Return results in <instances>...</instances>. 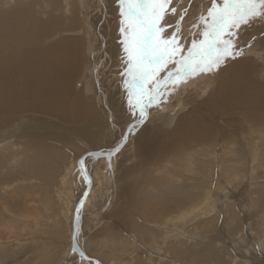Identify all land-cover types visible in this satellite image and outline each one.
Listing matches in <instances>:
<instances>
[{"label": "bare ground", "instance_id": "bare-ground-1", "mask_svg": "<svg viewBox=\"0 0 264 264\" xmlns=\"http://www.w3.org/2000/svg\"><path fill=\"white\" fill-rule=\"evenodd\" d=\"M173 5L177 6L179 10L180 8L189 6V0H173ZM208 6L209 0H191L189 15L185 17L183 22L185 37H188L189 27L195 20L196 16ZM98 8L99 11L103 10L106 14L104 16H101L102 14H100L102 18L104 17V22H108L105 19L109 20L108 18H112V20L119 23V8L116 0H0V171H2L1 168L5 161H7L10 166L12 164H18V166H16L19 179V181L16 182H19L18 185L21 187L25 184L24 182L31 183L33 181L35 183H33L34 186L31 187L34 188L32 193L26 190L24 191L26 197L25 200L30 202L22 204L21 209L19 208L20 210L17 212L18 214H16L17 218H15L16 216L11 218V215L15 213H12L11 211L8 212V207H4L0 203V223H2L0 230L4 229L5 231V229L8 228L7 226H16L19 227L22 232L23 230L27 232L30 229H28L29 226H35L36 229L45 231L49 227L53 229L54 232L51 233L52 236L50 238H47V240L44 241L48 247H44L45 249L43 251H38V246L34 248L31 247L32 249L30 252L32 251L34 253V250L36 249V252H38L39 255V258L38 256L35 258L30 257L31 260L36 262V264H47L49 259H52L49 264H89V260H85L81 258L78 253H73L71 251L73 245V224L76 219L75 208L78 201L85 195L86 198L83 202V206H79L81 213L80 234L78 238L79 246L86 256L97 261L91 260V264H107L102 258L95 256L94 254L89 255L86 251L87 247L85 248V242L91 236L92 231L99 229V209L102 210L101 208L103 204H105L109 198H111L109 200L113 199V196L110 195V189L113 187L112 175H115L113 172L117 171L116 174L119 175L118 180H114L115 182H118L117 191L123 188L119 183L122 182L125 187L126 200L130 203L132 207L131 209L137 211L136 213L140 216L146 214V218L150 219L158 213V207H156L154 203L153 206L151 205L154 210L150 209V204L148 205L146 204L147 201H144L147 197L144 198V196L148 195L147 191L150 188L152 190L154 187L153 185L147 184L149 183L146 181V177L148 178V175L146 174L147 167L156 163L160 164V161L162 160L165 162L166 160L164 158L171 162L187 160L185 163L191 165L192 163L190 161L192 158H189V156H192L194 160L198 162L201 161V159L203 160V157L205 158V156H208L210 159L209 162H213L214 164L213 167H217L216 172H218V179L226 178L228 181L226 180L220 185L221 180H219L214 187H210L209 185L210 188L206 187L207 193L200 194V196H190L191 193L194 195L196 189L195 191L192 189L191 193L185 192L182 196L179 194L180 197L177 200H184L187 204L182 205V202L180 203V201L176 203L178 205L176 206V215L174 216L172 214L173 216L170 215L168 217L176 220V222L182 221L181 224H177L180 227V230H177L178 228L176 227H174L176 230L174 228L172 230V228L169 227L168 229L164 224L163 229L162 227H159V224L156 225L157 222L155 227L158 226V230L162 229L158 239L154 238L156 237L154 226V229L149 227V225V229L142 227L143 233H139V239H143L142 235L144 234H147L146 236L148 239L152 237L153 239L151 241L148 240L149 242H152L150 245L153 246V248L158 249L160 252H158V256L156 255L157 258L155 257L157 260L156 262L154 261L155 263H152V259L154 258L153 252L150 253L151 259L148 258V261L150 259L151 264H165L163 260H166L167 257L164 258V255L162 254L163 252H166L165 254L170 252L179 253V248H182V246L187 244L185 239L187 242H190V238H187V235L185 234V231L187 230L184 231L186 236L183 235V231H181L184 228L187 229L186 225H189V223L191 225L192 222L197 220L196 218L200 217L198 220L200 221V219H202V222H194V226L192 224L193 227L188 226L189 228H193L194 232L196 234L198 233L197 236L199 237V234H203L204 232L207 233V231L209 232V229H211V225L214 222L216 223L219 219L221 221V218L218 217L219 213L217 212V216L213 217L212 215L211 217V210L213 209V206H211L213 199H211V197L215 191V187L216 190L223 188L224 190L228 189L231 195L233 193L236 194V190L233 191L230 189L231 187L229 188V183L236 185L237 181L238 184L243 182L241 167L245 166L246 160L248 161V167H251L253 175L257 173L259 168L264 166V25L257 23L249 29L244 40L247 41L250 46L244 47L242 57H237L235 61L230 62L226 68L215 75L201 74L189 78L186 83H182L167 94L162 103L151 106L148 110L149 117L145 124L139 126V128L129 136L120 152L116 153L111 158V161H109L107 152L119 142L121 132L118 131V136L115 137V141L112 144H107L113 139H110V136L115 125L113 124V114L111 115L108 110V107L111 105L109 106L108 104V107L106 105L108 102L106 100V97L108 96L105 97L107 88L104 89L103 92H101L103 88L101 90L98 89L97 91L100 93L99 97L100 95L101 97L97 98L98 93L96 92V86L98 87V85H96V80H98V78L96 79L97 70L95 67L97 60L105 57L106 52V56L114 62V67H116L114 70L117 71L118 74L117 80L113 82L115 85L117 84V87L115 88L118 89L116 90L114 88L116 92L113 91V93L115 92L118 96L115 94L111 99L115 101L116 104L114 105L115 107L116 105L119 107L121 114L123 111L122 109L125 110L121 118L124 116L126 117L127 105L126 103L122 104V101L124 100V89L122 78L120 77L123 68L122 46L120 43H117L118 40L117 42L115 41L117 35L108 38L112 31L107 28L108 26L106 27L105 25L98 23L97 28H94L95 21L100 18V16L98 17L99 14L97 13L98 15H96L95 13ZM82 10L84 13L83 17L80 12ZM100 13L103 12L100 11ZM109 24L111 26V23ZM113 26L114 25H112V27ZM101 27H103V29ZM83 32L87 33L90 37V42H88L90 43L89 48H87V45L85 47L83 46L82 40L87 38L86 36L82 37L83 35H81V33ZM251 37H255V39L253 40ZM101 39L102 42H104L100 49L101 51L99 52L98 41H101ZM118 39L120 42V38ZM185 42L187 43V40ZM96 51L99 52L98 57H94ZM115 52L119 53H116L117 55H115ZM88 54L92 55L91 57L93 58V61L95 60V64L92 63V65H89L92 66L90 72H88L89 75H87L86 69L89 67V62L91 63L92 61H88ZM108 57H106V60ZM104 63H107L105 62V59ZM102 65L101 68H104ZM82 76H86L84 81ZM82 81V85L86 83V92H88L91 97L85 95L82 88L83 86L81 88L76 87V84H79ZM110 89L111 87L109 88V91H111ZM92 96H94V98ZM109 109L111 110L112 108L110 107ZM36 114H40V116H35ZM167 116H170L172 120L168 119ZM154 121H161V128L158 127ZM126 126L127 125L125 124L122 129L126 128ZM116 127L118 126L116 125ZM147 128H152L154 130L153 136L148 134L146 130L150 129ZM237 136H239L241 140H238ZM83 137H91L90 141L96 146H90L89 148L86 147V149H83L82 152L71 161L69 154L73 151L77 152L80 150V146L74 143V140L71 138L78 140ZM100 138L101 140H104V143L107 145H99ZM100 152H103L104 154L99 156L90 155V153L94 154ZM171 152H174L172 156L169 155ZM4 155L5 157H3ZM84 155H87L84 158L87 174L81 171L79 163L80 158ZM136 157L140 158V160H136ZM141 158L146 159L147 164H144ZM68 161H70V166L64 168L63 164L68 163ZM129 161L133 162L132 166ZM136 161L139 162L138 165L134 164ZM173 166L175 169V164ZM185 167H187L185 168L187 171L188 168H190L187 165H185ZM133 169L137 170L134 172L135 174L138 172L137 174L139 176L138 178L136 177V180L134 179L135 181L131 180V170ZM162 170L164 173L165 169ZM186 170L185 172L187 173ZM192 171H195V169H192ZM148 173L150 175L151 171ZM206 173L209 174V172ZM153 174L154 173H152V177ZM166 174H168V172H166ZM1 175L0 172V179H2ZM87 175L91 178L90 185L88 184ZM170 177L172 178V175ZM153 178H150V180H153ZM181 178H184V176ZM185 178L188 179L187 177ZM253 178L256 177L253 176ZM262 178L263 179L261 180L253 179L248 183V186H253L255 182H260L258 185H254L256 187H253V190L247 189L253 195L252 199L257 203V207L261 205V202L264 199V176H262ZM28 179H30V181H27ZM52 181L53 184H51ZM175 181H177L178 184L180 178L177 177V180ZM155 183L159 184L160 182L158 183V181H155L154 185ZM166 183L168 182L166 181ZM166 183L165 185H167ZM202 184H204V182ZM156 186L158 187V185ZM162 186L160 185L159 187L160 191L163 189ZM17 188L19 187L17 186ZM165 188L168 189V187ZM124 189L122 191H124ZM168 190L164 191L163 189L162 194L167 196L163 199L160 198L166 203H168L167 199L171 195V192L169 193ZM240 192L244 191L241 190ZM238 193L239 192H237V194ZM34 195H37L38 199H36ZM11 196L14 195L11 194ZM234 197L236 196L229 197L231 198V201L227 202L223 209L228 220L226 221L227 223H224L225 225H223L226 227L228 234L237 228L235 226L238 224L240 225L241 223L243 224L244 222L242 217L245 215L241 216L237 211H240V209L242 211L245 208L248 210V208L251 207L250 205L249 207L247 206L248 203L245 204L250 200V196L248 197L249 200H242L244 204L240 201V209L236 206L237 203H233L237 200H232ZM30 198L32 199L30 200ZM160 199L159 203L161 201ZM118 200L110 211L111 213L109 212L110 217L113 214L116 216L120 213H128L126 206L129 203L126 205V202L122 203L118 202ZM34 201H38L39 204L34 205ZM205 203L208 208L204 207ZM262 203H264V201ZM43 204H45V207ZM214 212L215 211H213V213ZM60 213H63L70 219V243L69 247L62 252L60 259L56 261L53 260L52 257L55 256L54 258H57L59 254H54L51 249L49 250V246L59 238V236H56L58 229L56 228V225H58L59 221L57 220V216L59 217ZM195 213L197 214V217H192V219L189 218ZM254 213L258 215V211H254ZM109 214L107 213V215H105L108 216ZM250 214L252 213L250 212ZM205 216L209 217L211 220L210 223V220H207ZM247 217V219H250L251 216L248 215ZM23 218L27 219V221H21ZM131 219L132 220L130 222L127 221V223H131L133 229L141 228V220L139 221L136 217H131ZM170 219L165 221H170ZM159 220L153 219V221ZM257 221L259 226L264 228V214L261 222L260 218H258ZM24 224L28 225L24 226ZM165 224L168 226L169 222H165ZM251 227L250 229H252ZM4 231L0 236H2ZM107 231H104V234H106ZM220 234L222 233L220 232ZM193 235L194 234H192V236ZM211 235L210 237L215 238V235ZM239 235L240 234H238V236ZM261 236L264 237V232L263 234L261 233ZM251 237L253 240V236ZM254 237L256 238V236ZM262 237H257L258 241L263 239ZM42 238L44 239V237ZM32 239L34 238L32 237ZM263 241L264 239L261 242H257L261 245L259 247H264V245H262ZM145 243L146 242L143 244ZM225 243L226 246L227 244H233L232 239H230V242H228V240L225 241ZM236 243L237 244L232 248H235L239 253L236 255L231 248L237 257L233 258L230 264H254L251 257L257 258L258 254L255 255L254 253L257 251L252 252V256L248 254L250 246L251 248L254 246L251 245L253 243H251V239L243 240L240 243L236 241ZM128 244V242H125L124 247L121 248H128ZM209 245L210 243L207 247L208 250ZM151 246L148 248L151 249ZM184 249L187 251L188 248L184 247ZM191 249V253H194L195 249L193 250V247ZM254 249L255 248H253V250ZM114 251L115 249H112V252ZM121 251L124 253V249H121L120 252ZM200 251L204 250H201L200 248ZM241 251L243 252L241 253ZM187 252H189L188 254L192 258L190 255V248ZM203 253L201 255H203ZM260 253L262 252L260 251ZM194 254L197 255V252ZM241 254L245 255L246 258L242 260L240 257ZM205 258L216 260L215 264H229L224 258H219V254L213 249L210 253L209 251L207 252ZM174 259H177L176 256ZM116 264H124V261L123 263L122 260L120 263H117L116 261ZM191 264H195V262H192Z\"/></svg>", "mask_w": 264, "mask_h": 264}, {"label": "rangeland", "instance_id": "rangeland-1", "mask_svg": "<svg viewBox=\"0 0 264 264\" xmlns=\"http://www.w3.org/2000/svg\"><path fill=\"white\" fill-rule=\"evenodd\" d=\"M101 9V8H100ZM81 10V9H80ZM92 10V9H91ZM90 10V11H91ZM99 11V8L95 11V13H96V15H98V17L100 16V14H102L101 16H104V15H106L105 13H104V11L103 10H100L101 12H103V13H100V11ZM81 12V14H82V17H83V10L82 11H80ZM98 13V14H97ZM100 16V18L99 19H97L95 22V27L94 28H97V25H98V23H101V24H103V25H105L108 29H111L112 31H111V34H109V36H108V38H110V37H112V36H116V42H117V40H118V42L117 43H120L119 42V39L118 38H120L119 36H120V34H119V23L118 22H115L114 20H112V18H108L109 20H107V19H105L106 21H108L109 23H111V26H110V24L108 23V22H104V17L102 18ZM99 21V22H98ZM107 23V24H106ZM117 24V25H116ZM112 25H114L113 27H112ZM101 26V25H100ZM104 27V26H103ZM103 27H101L102 29H103ZM112 27V28H111ZM115 28V29H114ZM118 28V29H117ZM117 29V30H116ZM113 32H114V34H113ZM84 33V32H83ZM81 33V35H83L82 37H87V38H84V40H82V42H83V46L85 47L86 45H87V48H89L90 47V43H88V42H90V37H89V35L87 34V33ZM117 33V34H116ZM113 34V35H112ZM121 39V38H120ZM85 42V43H84ZM99 43V47H98V49H99V52L101 51L100 49H101V47H102V45H103V42H102V39H101V41L99 40L98 41ZM88 43V44H87ZM102 43V44H101ZM101 44V45H100ZM105 46V45H104ZM97 49V50H98ZM99 52L98 51H96V55L94 54V57L96 56V57H98V55H99ZM116 53H119V52H115V55H117ZM107 55V52L105 53V57H102V59L100 58V59H98V60H100V61H98L97 60V62H96V79L98 78V80H96L97 81V83H96V85H98V87L96 86V92L98 93L99 91H97L98 89L99 90H101L102 88V90H101V92H103L104 91V89H106L107 88V91H106V95H105V97L106 96H108V97H106V100L108 101L107 103H106V105H107V107H108V104H109V106L112 108L111 110L109 109L110 107H108V110L110 111V113H111V115L113 114V120H116V121H118L119 123L118 124H114L115 125V127L113 128V131H112V134H111V138L110 139H112V140H110L111 142H109V143H107V144H112L114 141H115V137L116 136H118L117 134L119 133L118 131H120L121 132V130H122V127H124V125L126 124L125 122H126V119H127V117H122L121 118V116L123 115V113H124V109H122L123 111H122V114H121V111H120V109H119V107L116 105V107H115V105L114 104H116L115 103V101L114 100H112L111 99V97L112 96H115V89L116 90H118L117 88H115V87H117V84L115 85V83H113L115 80H117V78H118V74H117V71H115L114 69L116 68V67H114V62L112 61V59H110L108 56H106ZM92 55L91 54H88V58H89V60L88 61H92L91 63L89 62V64H88V66L89 65H92V63L93 64H95L94 62H95V60L93 61V58L91 57ZM106 57H108L107 58V60L109 61H107L106 60ZM91 59V60H90ZM104 59H105V62H107V63H104ZM113 62H111V61ZM111 62V63H110ZM102 64H104V65H102ZM106 64V65H105ZM108 64H109V66H108ZM101 65L102 66H104V68L102 67L101 68ZM87 66V67H88ZM86 67V68H87ZM92 66H89L87 69H86V73H87V75H89L88 74V72H90V68H91ZM109 68V69H108ZM114 71V72H113ZM100 72V73H99ZM106 72V73H105ZM112 72V73H111ZM106 75V76H105ZM109 75H110V77H109ZM99 76H101V77H99ZM104 76V77H103ZM113 76V77H112ZM83 77V81L86 79V76H82ZM85 77V78H84ZM111 77H112V79H111ZM121 77V76H120ZM115 78V79H114ZM106 79V80H105ZM108 79V80H107ZM110 79V80H109ZM114 79V80H113ZM113 80V81H112ZM83 81L81 82V83H77L76 84V87L77 88H81L82 86V88H83V92L85 93V95L87 96V97H91L90 96V94L88 93V92H86L87 91V85H86V83L84 84V85H86V86H84V85H82L83 84ZM99 81V82H98ZM120 81V80H119ZM119 81H118V83H119ZM109 82H111V83H109ZM81 85V86H80ZM110 85V86H109ZM119 85V84H118ZM102 86V87H101ZM105 86V87H104ZM114 86V87H113ZM111 87V91H109V88ZM115 88V89H114ZM92 93H94L92 90H90ZM113 91H115L114 93H113ZM87 93V94H86ZM111 93V94H110ZM99 94L100 93H98V95H97V98H100L101 97V95H100V97H99ZM96 95V94H95ZM190 95H192V94H190ZM110 96V97H109ZM116 96H118L117 94H116ZM93 98H94V96H92ZM95 98H96V96H95ZM109 99H111V100H109ZM113 102V103H112ZM112 105H113V107H112ZM115 107V108H114ZM117 108V109H116ZM119 110V111H118ZM115 112V113H113V112ZM120 112V113H118V112ZM117 112V113H116ZM114 115H116V116H114ZM35 116H40V114H36ZM41 116H43V115H41ZM41 118V117H40ZM167 118L168 119H170V120H172V118L170 117V116H167ZM117 119H119V120H117ZM124 120V121H123ZM34 122V121H33ZM38 122H40V121H38ZM38 122H36V123H38ZM125 124H124V123ZM154 123H156V125L158 126V127H160L161 128V121L160 122H157V121H154ZM68 125H71V124H68ZM75 125V124H74ZM116 125L118 126V127H116ZM164 128V127H163ZM147 129H150V130H146L147 132H148V134H150V135H152L153 136V132H154V130L152 129V128H147ZM114 133H116V134H114ZM161 133V132H160ZM114 136V137H113ZM71 139H73L74 140V143H76V144H78L79 146H80V150L79 151H73L72 153H70L69 154V156H70V160L72 161L78 154H80V152H82V150L83 149H86V147H90V146H96V145H94L90 140H91V137H87V138H85V137H83L82 139H76L75 140V138H71ZM237 139L238 140H241V138H239V136H237ZM103 144H106V143H104V140H101V138H100V144L99 145H103ZM106 144V145H107ZM174 154V152H171V154H169L170 156H172ZM156 156V155H155ZM3 157H5V155L3 156ZM14 157V156H13ZM192 158V160L190 161L192 164L190 165L189 163L187 164V163H185L187 160H181L180 162L179 161H173V162H171V161H168L166 158H164L166 161H167V163H166V161L164 162V160H162V161H160V164H158V163H156V164H154V165H152V166H148L147 167V169H146V174L148 175V178L146 177V181H148L149 183H147L148 185L150 184V185H153L154 187L152 188V190H151V188L147 191V194L148 195H145L144 196V198L146 197V200H144L145 202L147 201V203L146 204H150V209H153L154 210V208L152 207L153 206V204L156 206V207H158V213L157 214H155V216L154 217H156V218H154V217H151L150 219H147L146 218V214H142L141 216L140 215H138L136 212L137 211H133L131 208V205H130V203L128 202V200H126V194H125V187H124V185H123V183L122 182H119L120 183V186L121 187H123V188H121V190L119 189V191H117L118 190V182H115L116 181V179L118 180V176L119 175H117L116 173H117V171H115V172H113L115 175H112L113 177H112V188L110 189V195L111 196H113V199L112 200H109V199H111V198H109L108 199V201L105 203V204H103V206H104V208H103V206H102V210H100L99 209V211H100V213L98 212V217H99V224H98V228L99 229H93L94 231H92V234H91V236L87 239V241L85 242V248L87 247V249H86V251H87V253L89 254V255H91V254H94L95 256H98V257H100V258H102L105 262H107V264H116V261H117V263H120L121 262V260H122V263H123V261H124V264H151V261H150V259H151V254L150 253H152L153 252V254H154V258L152 259V263H155L157 260H156V255L158 256L159 255V251H158V249H155V248H153V246H151L150 245V243H152V242H149L148 240H152L153 238L152 237H150L149 239L147 238V234H144V235H142L143 236V239H139V233H143V231H142V227H144L145 229H149V227H151V228H153V226H154V232H155V234H156V237H154V238H156V239H158L159 238V235L161 234L160 232L162 231V229H159L158 230V226L157 227H155V224L156 225H160L159 227H162L163 229H164V225H165V227L166 228H172V230H173V228L174 227H176V228H178L177 230H180V227L178 226L179 224H181L182 223V221H179V222H176V220H173L172 218L170 219V217H168V216H175L176 214L175 213H177V211H176V206H178L176 203H178L179 201H180V203L183 205V204H187V202H185L184 200H177L180 196H179V194L182 196L185 192L187 193V192H190L191 193V190L193 189L194 191H195V189H196V191L194 192V195L191 193L190 194V196H200V194H203V193H207V191H206V187L207 188H210V187H214V185L219 181V180H221V182H220V185H221V183L222 182H225L227 179L226 178H222V179H218V172H216L217 171V167H213V162H209L210 161V159L208 158V156H205V158L203 157V160L201 159V161H196V160H194V158L192 157V156H189V158ZM169 158V157H168ZM136 160H140V158H138V157H136L135 158ZM142 159V158H141ZM207 159H208V161H207ZM8 160H10V159H8ZM190 160V159H189ZM189 160H188V162H189ZM142 161H143V163L144 164H147L146 163V159H142ZM132 161H129V163H130V165L132 166L133 165V162L131 163ZM173 163V164H171V163ZM183 164H182V163ZM247 160H246V162H245V166H242L241 168V170H242V173H241V175H242V185L241 184H238V181L236 182V185L235 184H230L229 183V188L231 189V190H233V191H235L236 190V194H232L231 195V193L229 192V190L228 189H226V190H224L223 188H219L218 190H216V187L214 188V192H213V194H212V197H211V199H213L212 201V205L211 206H213L211 209V217H212V215H213V217L214 216H217L216 215V212L217 213H219V216L218 217H220L221 218V221H220V219L219 220H217V222L215 223H213L211 226V229H209V232L207 231V233L206 232H204L203 234H205V235H203V234H199L200 236L198 237L197 236V234L194 232V229L193 228H191V227H193L194 226V222H202V219H200V221L198 220L200 217H198V218H196L197 220H195L194 222H192V224H193V226H192V224L190 225V223H189V225H186V228L187 229H183V230H181V231H183L182 233H183V235H185L187 238L189 237L190 239V242H187V240L185 239V241H186V245H184V246H182V248H179V253H167V254H165L166 252H161L163 255H164V258H166V260H163L164 261V263L166 264H174V261H175V264H191L192 262L194 263L195 262V264H215L216 263V260H212V259H210V258H205L206 257V254H207V252L209 251V253H210V251L213 249V250H215L216 251V253L217 254H219V258H224V260H226L227 261V263H229L230 264V262H232V259L233 258H235V257H237L236 255H238V253L239 252H237L236 250H235V248H232L233 246H235L237 243H236V241L237 242H242L243 240H249V239H251V245H254L252 248H251V246H250V251L248 252V254H250V256H252V252H254V251H257V252H254L255 253V255H257L258 257L257 258H252L251 257V259L253 260V263L254 264H264V258H263V256H264V254H262V253H260V251L262 252V251H264V247H259V246H261L260 244H258L257 242H261L263 239H264V237H262L261 236V233L263 234V232H264V228L262 227L261 228V226H259V224L257 223L258 221V218H260V222H261V220H262V216H263V214H264V208H262V207H264V203H262L263 201H264V199L262 200V202H261V205H260V203H259V205L261 206H258L257 207V203L252 199V194L248 191V190H253V187H256V186H254V185H258V183H260V182H255V184L253 185V186H248V183H249V181H251V180H253V179H263L262 178V176H264V166L262 167V168H259L258 169V171H257V173H255L254 175L252 174V172H251V167H248V165H247ZM21 163V162H20ZM138 161H136V162H134V164H137L138 165ZM163 163H165V164H163ZM180 163V164H179ZM194 163V164H193ZM196 163V164H195ZM209 163H211V164H209ZM9 163L7 162V161H5V163L3 164L4 165V167H3V165H2V168H1V170L2 171H0L1 172V176H2V179H0V203L4 206V207H8V209H7V211L8 212H12V213H15V214H12V215H14V216H12L11 215V218H13V217H15V218H17V215L16 214H18L17 212L21 209V207H22V204H26V203H28V202H30V201H28V200H25L26 199V197H25V194H24V191L26 190V191H28V192H30V193H32V191L34 190V188H31L32 186H34V182L32 181L31 183H32V185H31V183H26V182H24L25 184H23V186H19L18 185V183L19 182H16V181H19V179H18V170H17V167L16 166H18V164L16 165V164H12L11 166H12V168H11V166L10 165H8ZM70 161H68V163H64L63 164V167L64 168H67V167H69L70 165ZM169 164V165H168ZM175 164V169H174V165ZM187 165V166H189L190 168H188V171L185 169V168H187V167H185V165ZM208 164V165H207ZM8 165V166H7ZM156 165V166H155ZM164 165V166H163ZM194 165V166H193ZM16 168H14V167ZM154 166V167H153ZM158 166H160V167H158ZM166 166V167H165ZM216 166V165H215ZM247 166V167H246ZM196 167V168H195ZM212 167V168H211ZM152 168H155V169H152ZM165 169L164 170V173H163V170L162 169ZM180 168V169H179ZM184 169V170H182V169ZM195 169V171H192V169ZM211 168V169H210ZM215 168H216V170H215ZM10 169V170H9ZM151 169V170H150ZM160 169V170H159ZM167 169H168V171H167ZM210 169V170H209ZM4 170V171H3ZM13 170V171H12ZM151 171V174L149 175V171ZM176 170V171H175ZM179 170V171H178ZM185 170L187 171V173L185 172ZM207 170V171H206ZM8 171V172H7ZM134 171H137L136 169L134 170H131V174H132V179L131 180H136V177L138 178L139 176H138V172L135 174V172ZM156 171V172H155ZM170 171V172H169ZM177 171H178V173H177ZM182 171H184V172H182ZM12 172V173H11ZM166 172H168V174L171 176L172 175V178L168 175V174H166ZM189 172V173H188ZM194 172V173H193ZM205 172V173H204ZM206 172H209V174L208 173H206ZM152 173H154L153 174V177H152ZM175 173V174H174ZM196 173V174H195ZM201 173V174H200ZM203 173V174H202ZM261 173V174H260ZM14 174V175H13ZM135 174V175H134ZM180 174H181V177H183L184 176V178H181L180 177ZM187 174H188V176H187ZM116 175H117V177H116ZM178 175V176H177ZM217 175V176H216ZM151 176V177H150ZM156 176V177H155ZM167 176V177H166ZM199 176V177H198ZM200 176H201V178H200ZM253 176L254 177H256V178H253ZM116 177V178H115ZM153 178V180L151 181L150 180V178ZM171 178V179H169V178ZM175 177V178H174ZM177 177H179L180 178V181H178V184H177V181H175V180H177ZM185 177H187L188 179H186ZM261 177V178H260ZM194 178V179H193ZM148 179V180H147ZM157 179H159V180H157ZM162 179V180H161ZM174 179V180H173ZM198 179V180H197ZM208 179V180H207ZM115 180V181H114ZM134 180V181H135ZM168 180H172V181H168ZM183 180H185V181H183ZM196 180V181H195ZM206 180V181H205ZM211 180V181H210ZM223 180V181H222ZM248 180V181H247ZM27 181H30V179H28ZM114 181V182H113ZM157 182L158 181V183L163 187V189H164V191H166V190H168L169 191V193L171 192V195L173 196H171L170 194V196L168 197V203H166V202H164V201H162L161 199H163V198H166V196L167 195H164V194H162V192H163V189L160 191V185L159 184H156L155 183V185H154V182ZM166 181L168 182V183H166ZM174 181V182H173ZM192 182V183H190V182ZM194 181V182H193ZM228 181V180H227ZM162 182V183H161ZM163 182H165L167 185H165V183H163ZM179 182H180V184H179ZM204 182V184H202ZM211 182H212V185H211ZM247 182V183H246ZM34 183V184H33ZM115 183V184H114ZM170 183H172V184H170ZM195 183V184H194ZM27 184V185H26ZM51 184H53V181H52V183ZM115 185V186H114ZM156 185H158V187L156 186ZM169 185V186H168ZM170 185H171V187H170ZM173 185V186H172ZM196 185V186H195ZM205 185V186H204ZM209 185H210V187H209ZM241 185V186H240ZM17 186L19 187V188H17ZM117 186V187H116ZM216 186V185H215ZM233 186V187H232ZM240 186V187H239ZM248 188H247V187ZM165 187H168V189L167 188H165ZM170 187V188H169ZM175 187V188H174ZM177 187V188H176ZM200 187V188H199ZM246 187V188H245ZM115 188V189H114ZM240 188H241V190L242 191H244V192H240L241 190H240ZM16 189V190H15ZM19 189V190H18ZM113 189V190H112ZM124 189V191H122ZM180 189V190H179ZM221 189V190H220ZM246 189V190H245ZM248 189V190H247ZM259 189V188H258ZM154 190V191H153ZM172 190V191H171ZM174 190H175V192H174ZM182 190V191H181ZM203 190V191H202ZM205 190V191H204ZM224 190V191H223ZM159 191V192H158ZM199 191V192H198ZM221 191V192H220ZM151 192V193H150ZM161 192V193H160ZM202 192V193H201ZM218 192V193H217ZM229 192V193H228ZM237 192H239L238 194H237ZM112 193V194H111ZM117 195H116V194ZM119 193H121V194H119ZM11 194L12 195H14V196H11ZM149 194H150V196H149ZM174 194V195H173ZM177 194H178V196H177ZM247 194H249V195H247ZM251 194V195H250ZM120 195V196H119ZM154 195V196H153ZM157 195V196H156ZM158 195H159V197H158ZM227 195V196H226ZM116 196V197H115ZM176 196V197H175ZM214 196V197H213ZM223 196V197H222ZM225 196V197H224ZM231 196H236V197H234L232 200H234V199H237V200H235L233 203L234 204H236V206L238 207V209H240L239 208V206H240V201H244V200H246V199H248V197H249V201H247L245 204H247L248 203V207H249V205L251 206V207H249L248 208V210L245 208V209H243L242 211H241V209H240V211L238 210L237 212L239 213V214H241V216H244V217H242V219L244 220V222H243V224L241 223L239 226L237 225V226H235V227H237V228H235V230H233L232 232H230L229 234H228V232H227V229H226V227L224 226L227 222L226 221H228L227 220V215H225V212H223L224 210V206H225V204H227V202H229V201H231V198H229V197H231ZM242 196V197H241ZM17 197H18V199H17ZM34 197L36 198V199H38V197H37V195H34ZM121 197V198H120ZM123 197V198H122ZM150 197V198H149ZM239 197H241V198H239ZM114 198H115V200H114ZM119 200H118V199ZM156 198H158V199H156ZM161 198V199H160ZM32 198H30V200H31ZM125 201H124V200ZM148 199H150V200H148ZM156 199V200H155ZM159 199L161 200L160 201V203H159ZM176 199V200H175ZM219 199V200H218ZM25 200V201H24ZM114 200V201H113ZM118 200V202H122V203H125L126 205V208H127V210H128V213H120V214H117L116 216H115V214H113L111 217H110V214H109V212L112 210V208H113V206H114V204H115V202ZM172 200V201H171ZM149 201H150V203H149ZM190 201H192V200H190ZM217 201V202H216ZM243 201H242V204H244L243 203ZM12 202H14V203H12ZM117 202V203H118ZM153 202V203H152ZM185 202V203H184ZM254 202V203H253ZM31 203H33V202H31ZM110 203V204H109ZM170 203V204H169ZM179 203V204H180ZM215 203H217V204H215ZM220 203V204H219ZM222 203V204H221ZM38 205L39 204V202L38 201H34V205ZM160 204V205H159ZM262 204H263V206H262ZM44 205V207H45V204H43ZM112 205V206H111ZM152 205V206H151ZM205 206L204 207H207L206 206V203L204 204ZM254 205H255V207H254ZM168 207V208H167ZM217 207V208H216ZM223 207V208H222ZM241 207V206H240ZM20 208V209H19ZM107 209V211H106V209ZM109 208V209H108ZM170 208V209H169ZM172 208V209H171ZM208 208V207H207ZM215 208V209H214ZM222 210H221V209ZM226 208V207H225ZM254 208H256V209H254ZM166 209V210H165ZM252 209V210H251ZM245 210V211H244ZM249 210H250V212L252 213V214H250V212H249ZM132 211V212H131ZM166 211V212H165ZM175 211V212H174ZM213 211H215L214 213H213ZM218 211H220V212H218ZM254 211H258V215H259V217H258V215H256L255 213H254ZM135 212V213H134ZM104 213V214H103ZM107 213L109 214L108 216H106L107 215ZM111 213V212H110ZM163 213V214H162ZM197 213V212H196ZM195 213V214H196ZM222 213H224V214H222ZM106 214V215H105ZM173 214V215H172ZM191 215L189 218H191L192 219V217L194 218V217H197V214L196 215ZM246 214H248V215H250L251 217H250V219H247L248 217V215H246ZM262 214V215H261ZM5 215H6V212H5ZM100 215V216H99ZM105 217H104V216ZM127 215V216H126ZM134 215V216H133ZM145 215V216H144ZM222 215V216H221ZM102 216V217H101ZM115 216V217H114ZM167 217V218H165V217ZM204 216V215H203ZM254 216H256V217H254ZM104 217V218H103ZM109 219H108V218ZM131 217H136V218H138L139 219V221L141 222V228H137V229H133V226H131V223L129 224V223H127V221L128 222H130L132 219H131ZM162 217V218H161ZM164 217V218H163ZM206 218H207V220H210L209 219V217L208 216H205ZM106 218H107V220H106ZM113 218V219H112ZM201 218H204V217H201ZM206 218H204V219H206ZM223 218H224V220H223ZM254 218V219H253ZM102 219V220H101ZM104 219V220H103ZM153 219H155V220H159V221H153ZM163 219V220H162ZM170 219V221H165V220H169ZM204 219H203V221H204ZM246 219V220H245ZM27 221V219H25V218H23V219H21V221ZM29 220V219H28ZM57 220L59 221V222H61V223H59L58 222V225H56V228H58L57 229V232H56V236H59V238H57V240H55L54 241V243H51V245L49 246V250L51 249L52 251H53V253L54 254H59L58 255V257L57 258H54V257H52L53 258V260H56V261H58V259H60V257H61V255H62V252L65 250V249H67L68 247H69V240H70V224H71V222H70V219H69V217H67L66 215H64L63 213L61 214L60 213V215H59V217L57 216ZM101 220V221H100ZM112 220V221H111ZM115 220V221H114ZM162 220V221H161ZM20 221V220H19ZM224 221V222H223ZM31 222V221H30ZM45 222H48V221H45ZM64 222V223H63ZM101 222V223H100ZM160 222V223H159ZM163 222V223H162ZM165 222L166 223H168L169 222V225L167 226V224H165ZM174 224H173V223ZM211 222V220L209 221V223ZM67 223H68V225H67ZM88 223H90V222H88ZM87 223V224H88ZM107 223V224H106ZM125 223V224H124ZM127 223V224H126ZM148 223H150V224H148ZM179 223V224H178ZM225 223V224H224ZM245 223V224H244ZM1 224L2 223H0V226H1ZM91 224H92V222H91ZM101 224V225H100ZM105 224V225H104ZM164 224V225H163ZM173 224V225H172ZM176 224V225H175ZM178 224V225H177ZM224 224V225H223ZM247 224V225H246ZM26 225H28V224H26ZM25 224H24V226H26ZM104 225V226H103ZM148 225H149V227H148ZM162 225V226H161ZM175 225V226H174ZM222 225V226H221ZM236 225V224H235ZM257 225V226H256ZM261 225V224H260ZM172 226V227H171ZM178 226V227H177ZM188 226H191L190 228L188 227ZM224 226V227H223ZM252 226V227H251ZM254 226V227H253ZM8 228H6L5 229V231H4V229L2 230H0L1 232H0V235H1V233L4 231V233L2 234V236H0V241H1V244H0V264H36V262H34L33 260H31L30 259V257L32 258H35L36 256H38V258H39V255H38V252H36V249L34 250L35 252V254L31 251L30 252V250L32 249L31 247H36V246H38V251H43L45 248L44 247H48L47 246V244L46 243H44V241H46L47 240V238H50L52 235H51V233H53L54 232V230L53 229H51V228H47L45 231H41V230H38V229H36V227L35 226H29L28 227V231L26 232L25 230H23V232H22V230H20V228L19 227H13V226H7ZM12 227V228H11ZM106 227V228H105ZM127 227V228H126ZM129 227V228H128ZM250 227L252 228V229H250ZM260 227V228H259ZM95 228H97V227H95ZM108 228V229H107ZM165 228V229H166ZM168 228V229H169ZM222 228V229H221ZM243 228V229H242ZM108 231H107V230ZM175 229V228H174ZM10 230V231H9ZM127 230V231H126ZM176 230V229H175ZM185 230H187V231H185ZM207 230H208V228H207ZM222 230V231H221ZM251 230V231H250ZM21 231V232H20ZM62 231V232H61ZM68 231V232H67ZM104 231H107V233L106 234H104ZM137 231V232H136ZM186 233H185V232ZM193 233H192V232ZM250 231V232H249ZM220 232L222 233V234H220ZM127 233V234H126ZM136 235H134V234ZM138 234V236H137V234ZM185 233V234H184ZM225 233H227V234H225ZM253 233V234H252ZM131 234H133V235H131ZM192 234H194L193 236H192ZM209 234V235H208ZM212 234V235H211ZM225 234V235H224ZM238 234H240L239 236H238ZM251 234V235H250ZM9 235H10V237H9ZM93 235V236H92ZM210 235L211 236H214L215 238H212V237H210ZM223 235V236H222ZM228 235V236H227ZM236 235V236H235ZM242 235V236H241ZM195 236V237H194ZM205 236V237H204ZM232 236V237H231ZM251 236H253V240H252V237ZM254 236H256V238L254 237ZM2 237V238H1ZM20 237V238H19ZM31 237V238H30ZM32 237L34 238V239H32ZM42 237H44V239L42 238ZM100 237V238H99ZM102 237H103V239H102ZM133 237V238H132ZM218 237V238H217ZM221 237V238H220ZM226 237H227V239H226ZM237 237H238V239H237ZM257 237H262L263 239H261L260 241H258V238ZM22 238V239H21ZM141 238V237H140ZM194 240H197V241H194ZM196 238H198V239H196ZM205 238V239H204ZM249 238V239H248ZM31 239V240H30ZM42 239H43V241H42ZM134 239V240H133ZM139 239V240H138ZM208 239V240H207ZM216 239V240H215ZM230 239H232V242H233V244H227V246H226V243H225V241H227L228 240V242H230ZM19 242H18V241ZM137 240V241H136ZM204 240V241H203ZM213 240V241H212ZM235 240V241H234ZM241 240V241H240ZM254 240H256V241H254ZM58 243H57V242ZM207 241H208V243H207ZM220 241V242H219ZM18 242V243H17ZM20 242H22V243H20ZM125 242H128L129 244H128V248L126 247V248H121V247H124V243ZM134 242V243H133ZM143 245H141L140 243ZM144 242H146L145 244H143ZM194 242H196V243H194ZM35 243V244H34ZM190 243V244H189ZM210 243V245H209V250L207 249V247H208V244ZM216 243V244H215ZM220 243V244H219ZM9 244V245H8ZM121 244V245H120ZM135 244V245H134ZM213 244V245H212ZM257 244V245H256ZM139 245V246H138ZM147 245V246H146ZM191 245V246H190ZM216 245V246H215ZM221 245V246H220ZM262 245H264V241H263V243H262ZM3 246V247H2ZM108 246V247H107ZM150 246H151V249H149L150 248ZM214 246V247H213ZM219 246V247H218ZM225 246H226V248H225ZM231 246V247H230ZM3 249H2V248ZM10 247V248H9ZM18 247V248H17ZM149 247V248H148ZM184 247H186V248H188L187 249V251L189 250V248H190V255L192 256V258H194V259H192L190 256H189V252H187L185 249H184ZM193 247V250H194V253L195 252H197V255L196 254H194V253H191V251H192V248ZM28 248H30V249H28ZM200 248H201V250H204V251H200ZM233 249V251H234V253L236 254H234L233 253V251H232V249ZM253 248H255L254 250H253ZM262 250H261V249ZM112 249H115V251L114 252H112ZM121 249H124V253H122V251L120 252V250ZM148 249V250H147ZM197 249V250H196ZM207 249V250H206ZM47 250V249H46ZM117 251H118V254H117ZM184 251H185V253H184ZM29 252V253H28ZM154 252H157V253H154ZM159 252V253H158ZM204 252V253H203ZM243 251H241V253H242ZM5 253V254H4ZM15 253V254H14ZM203 253V255H201ZM9 254V255H8ZM53 254V255H54ZM115 254V255H114ZM187 254V255H186ZM232 254V255H231ZM247 254V253H246ZM29 255V256H28ZM33 255V256H32ZM165 255H167V256H165ZM168 255H170V256H168ZM26 258H24V257ZM138 256V257H137ZM150 256V257H149ZM175 256H176V258L177 259H174L175 258ZM220 256H222V257H220ZM231 256H233V257H231ZM261 256V257H260ZM3 257V258H2ZM12 257V258H11ZM112 257V258H111ZM156 257V258H155ZM241 259L243 260L244 258H246L245 257V255H242L241 254ZM9 258V259H8ZM148 258H150L149 259V261H148ZM111 259V260H110ZM182 259V260H181ZM196 259V260H195ZM115 260V261H114ZM172 260V261H171ZM174 260V261H173ZM178 260V261H177ZM201 262H200V261ZM52 261V259H49L48 260V262H47V264H49L50 262ZM111 261H113V262H111ZM155 261V262H154ZM170 261V262H169ZM177 261V262H176ZM196 261H198V262H196ZM17 262V263H16ZM109 262V263H108ZM185 262V263H184ZM56 263V262H55ZM239 263H241V262H239ZM37 264H39V263H37Z\"/></svg>", "mask_w": 264, "mask_h": 264}, {"label": "snow or ice", "instance_id": "snow-or-ice-1", "mask_svg": "<svg viewBox=\"0 0 264 264\" xmlns=\"http://www.w3.org/2000/svg\"><path fill=\"white\" fill-rule=\"evenodd\" d=\"M116 3L123 51L122 104L127 105V126L122 129L119 142L108 150L109 161L120 152L129 136L145 124L151 106L162 103L167 94L189 78L215 75L242 57L244 47L250 46L244 40L249 29L257 23L264 25V0H209V6L191 23L188 37L183 22L189 15L191 0L189 6L179 10L173 0H116ZM79 163L86 174L85 160L81 158ZM80 217L77 208L71 251L86 258L78 240Z\"/></svg>", "mask_w": 264, "mask_h": 264}, {"label": "water", "instance_id": "water-1", "mask_svg": "<svg viewBox=\"0 0 264 264\" xmlns=\"http://www.w3.org/2000/svg\"><path fill=\"white\" fill-rule=\"evenodd\" d=\"M87 155H84V156H82L81 158H85ZM81 158H80V160H81ZM86 174H87V171H86ZM88 176V184L90 185V182H91V178H90V176L89 175H87ZM85 195L78 201V203H77V205H76V208H75V218H76V209L77 208H79V206L81 205V203L82 202H84V200H85ZM80 223V222H79ZM76 225H77V221H76V219H75V223L73 224V231H72V244L74 243V241H73V236H74V234H75V232H76ZM81 249V248H80ZM78 253V252H77ZM79 254V253H78ZM80 256V255H79ZM85 257L86 258H83V259H85V260H89V261H91V260H94V259H92V258H89L88 256H86L85 255ZM94 261H96V260H94ZM97 262V261H96Z\"/></svg>", "mask_w": 264, "mask_h": 264}]
</instances>
